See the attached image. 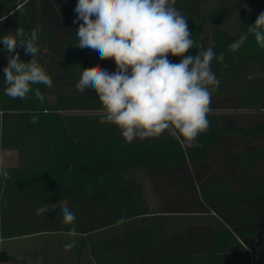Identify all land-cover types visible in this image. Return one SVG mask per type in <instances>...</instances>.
I'll list each match as a JSON object with an SVG mask.
<instances>
[{
	"label": "trees",
	"instance_id": "trees-1",
	"mask_svg": "<svg viewBox=\"0 0 264 264\" xmlns=\"http://www.w3.org/2000/svg\"><path fill=\"white\" fill-rule=\"evenodd\" d=\"M77 2L0 0V37L35 30V58L53 80L51 89L32 86L43 102L33 92L26 100L6 96L9 53L0 41V149L17 154L16 164L0 165L9 173L7 181L0 178L7 201H0V261L233 264L218 252L224 240L218 243L217 224L236 227L223 204L252 203L256 222L264 223V49L252 34L236 51L229 45L254 25L264 0L249 9H233L225 0L175 2L191 38L224 55L210 65L220 84L211 94L209 128L191 147L167 130L129 143L118 127L100 123L95 90L80 93L76 84L83 69L103 65L113 73L116 65L75 45L82 23H74ZM17 51L22 61L32 59L23 48ZM59 201L76 215L74 237L59 208L36 215L37 208ZM73 240L75 247L66 251Z\"/></svg>",
	"mask_w": 264,
	"mask_h": 264
},
{
	"label": "clouds",
	"instance_id": "clouds-1",
	"mask_svg": "<svg viewBox=\"0 0 264 264\" xmlns=\"http://www.w3.org/2000/svg\"><path fill=\"white\" fill-rule=\"evenodd\" d=\"M175 2L78 0L74 9L77 13L74 23L82 21L75 45L94 50L102 60H113L116 65L113 73L103 65L83 69L76 88L80 93L95 90L102 105L100 123L118 127L129 143L137 138L158 137L167 130L191 147L196 137L209 128L211 94L220 84L210 65L214 58L223 61L224 55L217 57L212 48L205 50L191 38L188 20L175 7ZM249 34L264 49V12L229 48L240 49ZM37 40L35 30L26 35L21 28L0 37L9 53L4 68V94L12 99L26 100L33 92L43 102L44 95L32 86L53 87L52 78L35 58L39 51ZM18 47L32 56L29 62L20 59ZM192 48H199L198 54L186 56ZM169 55L182 59L173 63ZM31 123H37L35 116ZM0 178L7 181L8 171L0 168ZM0 201L7 204L2 195ZM57 208L62 214V223L72 226L67 234L76 236V215L66 203L41 206L36 215L39 217ZM73 247L74 240L65 245V250Z\"/></svg>",
	"mask_w": 264,
	"mask_h": 264
},
{
	"label": "crops",
	"instance_id": "crops-1",
	"mask_svg": "<svg viewBox=\"0 0 264 264\" xmlns=\"http://www.w3.org/2000/svg\"><path fill=\"white\" fill-rule=\"evenodd\" d=\"M13 151L15 150L0 149V165H14L1 163L3 156ZM222 211L236 227L231 228L224 221L217 224L216 231H221L218 243L220 239L224 240L222 244H218V252L225 260L231 259L233 264H264V223L262 219L256 222V208L245 201H231L230 204H223Z\"/></svg>",
	"mask_w": 264,
	"mask_h": 264
},
{
	"label": "rangeland",
	"instance_id": "rangeland-1",
	"mask_svg": "<svg viewBox=\"0 0 264 264\" xmlns=\"http://www.w3.org/2000/svg\"><path fill=\"white\" fill-rule=\"evenodd\" d=\"M225 1H227L228 5L232 7L233 9H241V8L249 9V8L254 7L256 4H259L262 0H225ZM233 25H234L233 20L228 22V27L232 28ZM16 162H17V154H16V151H13V152H10V154L8 153V155H4L1 163L16 164ZM18 259L19 258H14L4 263L0 261V264H19ZM28 261L33 264H40L39 257L34 258V259L28 258Z\"/></svg>",
	"mask_w": 264,
	"mask_h": 264
}]
</instances>
